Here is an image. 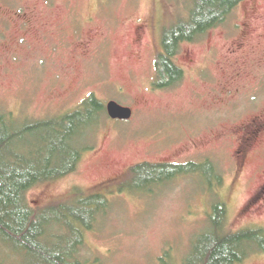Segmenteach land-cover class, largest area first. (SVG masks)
Segmentation results:
<instances>
[{
	"label": "rangeland",
	"instance_id": "1",
	"mask_svg": "<svg viewBox=\"0 0 264 264\" xmlns=\"http://www.w3.org/2000/svg\"><path fill=\"white\" fill-rule=\"evenodd\" d=\"M189 4L190 0H0V118L8 117L24 129L75 113L93 97L105 107L116 102L134 112L128 123L104 115L94 119L83 142L93 150L78 171L28 196L37 211L76 203L82 195L107 199L105 215L95 220L94 231L85 233V263L181 264L195 252L201 237L212 232L208 214L216 203L227 206V233L250 223L239 220L254 193L250 172L240 171L235 160L241 136L238 145L236 138L231 140L248 119L246 111H240L239 124L226 121L230 112L215 110L218 107L204 99L206 87L198 86L197 78L214 58L231 74L227 60L234 43L224 38L226 28L247 21L254 31H264V0H246L221 31L217 28L195 46L183 45L176 65L184 80L175 89L161 91L156 88V63L163 33L189 19ZM255 34L244 47L251 53L243 49L241 54L245 62H255L246 71L254 74L257 88L264 76V37ZM207 69L212 75L220 73L218 67ZM224 104L220 101L219 107ZM37 141L32 136L28 143ZM209 162L223 177L221 189L210 190L217 185L209 182ZM145 164H195L202 169L171 185L132 190L130 173ZM256 221L264 224V219ZM62 235L71 237L66 228ZM243 264H264V256L251 255Z\"/></svg>",
	"mask_w": 264,
	"mask_h": 264
},
{
	"label": "trees",
	"instance_id": "2",
	"mask_svg": "<svg viewBox=\"0 0 264 264\" xmlns=\"http://www.w3.org/2000/svg\"><path fill=\"white\" fill-rule=\"evenodd\" d=\"M245 1L190 0L189 19L164 30L162 53L156 63V88H177L185 77L176 65L181 47L226 25ZM103 115L108 116L107 107L93 97L75 113L24 129L11 124L8 117L0 118V264H88L81 259L85 233L94 231L95 220L105 215L107 199L82 195L76 203L37 211L28 196L78 171L84 156L93 150L83 145L86 131ZM32 136L37 137L36 144L28 143ZM201 169L195 164L141 165L132 169L129 188L164 187L179 178L199 175ZM209 219L212 232L201 237L195 252L181 264H243L251 255H262L264 246L257 235L226 232L228 218L222 204L215 205ZM63 228L70 238L63 237ZM40 239L52 250L40 245ZM161 264L169 263L162 260Z\"/></svg>",
	"mask_w": 264,
	"mask_h": 264
},
{
	"label": "flooded vegetation",
	"instance_id": "3",
	"mask_svg": "<svg viewBox=\"0 0 264 264\" xmlns=\"http://www.w3.org/2000/svg\"><path fill=\"white\" fill-rule=\"evenodd\" d=\"M220 29L221 28L218 30L221 31ZM226 29L228 33L224 34V38L234 43L232 51L230 52V59L227 60V65L232 68L231 74L227 73L228 70H226V68L223 69V65L219 64L214 58L209 61L205 69L199 71L197 85L206 87L207 97H204V99H208L210 104L217 106L218 109L215 110L222 112L225 108L230 112L228 117H226V121L233 120V124H239L240 111L243 109L246 111L244 114L248 119L243 122L242 128H239V133L237 132L236 135L231 136V140L236 138L235 144L238 145L237 140L241 136L238 151H236L235 154V160L240 171L244 172L249 168L248 183L252 185V191L254 190V193L243 213L239 215V220L247 219L250 223L234 234L257 235L261 245L264 246V224H259L256 221V218L258 220L264 219V102L258 100V98H261V93L264 91V76L262 82H259L258 87L255 88L256 84H254L253 79L254 74L248 75L247 71L251 70L246 71V69L250 68L255 62H245L244 58L246 55L241 54L243 49L248 51V48L244 47L248 45L247 43L250 37L254 33H259L258 35L263 39L264 31H254L252 25L247 21L240 23V25H236V27H229ZM216 30L217 29L212 30L207 34L218 32ZM207 34L201 40L186 43L185 45L190 47L195 46L201 42ZM247 53L250 54L251 51ZM224 66H226V64H224ZM208 67H218L221 74L212 75V70L207 69ZM200 98L203 97L200 96ZM222 100L225 101V106L220 108L219 103ZM240 105H243V107ZM206 165L213 173L212 179L210 180L214 181L217 185L215 189L211 188L210 190L221 189L223 186L222 175H217L218 173L213 169L211 162L206 163ZM214 174H216V176H214ZM217 204L218 203L215 205ZM222 206L225 208L228 218L227 206L223 204ZM213 215L214 208L212 209L211 215L208 214V216L211 217ZM262 249V256H264V247H262Z\"/></svg>",
	"mask_w": 264,
	"mask_h": 264
},
{
	"label": "water",
	"instance_id": "4",
	"mask_svg": "<svg viewBox=\"0 0 264 264\" xmlns=\"http://www.w3.org/2000/svg\"><path fill=\"white\" fill-rule=\"evenodd\" d=\"M108 116L115 122H131L134 117V112L131 109L122 107L116 102H111L107 106Z\"/></svg>",
	"mask_w": 264,
	"mask_h": 264
},
{
	"label": "bare ground",
	"instance_id": "5",
	"mask_svg": "<svg viewBox=\"0 0 264 264\" xmlns=\"http://www.w3.org/2000/svg\"><path fill=\"white\" fill-rule=\"evenodd\" d=\"M39 244L40 245H42V246H44V247H46V248H48L50 251L52 250L51 248H49V246L43 241V240H39ZM53 245V244H52ZM52 245H50V246H52Z\"/></svg>",
	"mask_w": 264,
	"mask_h": 264
}]
</instances>
